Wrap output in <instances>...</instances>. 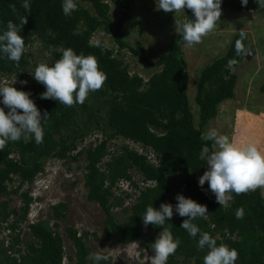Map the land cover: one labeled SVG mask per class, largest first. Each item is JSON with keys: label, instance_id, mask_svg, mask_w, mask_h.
<instances>
[{"label": "trees", "instance_id": "16d2710c", "mask_svg": "<svg viewBox=\"0 0 264 264\" xmlns=\"http://www.w3.org/2000/svg\"><path fill=\"white\" fill-rule=\"evenodd\" d=\"M94 12L79 3L70 16L62 11L63 0H30L31 13L25 12L23 0H0V33L7 29L9 20L19 24V17L27 16L28 23L22 26L21 35L25 46L34 36H40L52 51V63L60 58L64 49L71 47L77 54H93L99 65L107 73L103 87L92 92L84 104L66 107L54 99H42L46 91L43 84L36 82L29 69L26 51L19 63H15L0 52V73L15 75L18 82L13 86L30 92L31 98L43 114L49 113L44 124L43 143L37 144L34 137L11 142L0 151V235L14 214L10 202L4 198L19 194L21 206L19 215L28 222L34 201L29 191L21 190L24 183H32L45 168V161L54 157L64 162L78 160L83 156L87 197L102 208L104 235L121 245L138 241L152 250L151 245L162 231V227H144L142 216L150 204L159 209L161 203H177V194L192 198L207 205L208 214L193 221L202 232H208L216 239L237 249L236 264H264V195L258 188L247 194L236 195L227 208L221 207L205 182L199 186V177L206 171V161L199 159L203 147L211 149L212 142L202 139V129L216 117L220 104L235 97L238 76L232 66L238 65L243 54L237 55L236 33L226 52L199 70L196 88V102L199 106V127L195 125L188 96L189 73L185 68L184 41L176 34L170 41L169 49L160 52L154 61L145 56L142 59L160 67L148 79L133 74L114 51L101 43L94 47L92 38L98 29L114 37L120 50L136 52L124 36V26L130 20L134 0H82ZM121 11V16L113 23L110 5ZM16 5L13 13L9 5ZM222 7L233 11L264 12L255 0H248L242 6L241 0H222ZM191 10L186 9L185 20H192ZM78 32L79 35H73ZM246 34V33H245ZM245 48L246 39L243 41ZM230 60L236 63L229 65ZM49 64V65H51ZM27 81L21 84L20 81ZM264 91V83L261 85ZM7 111V108H5ZM95 129L102 132V139L95 145L85 146L86 137ZM116 138L134 141L152 154L136 150L123 144L114 149L111 142ZM151 158H155L152 161ZM105 165V167H103ZM134 172L150 182L138 187ZM15 180L20 183L13 187ZM120 181H128L139 188L136 201L124 206L122 198L115 194ZM179 191V193H175ZM127 197L130 194H126ZM124 206L126 219L118 220L115 207ZM244 209V218H236V210ZM68 205L58 202L51 206L55 222L28 223L31 239L24 240L23 248L16 242L6 243L0 238V264H95L91 259L88 238L96 233L69 227L68 236L74 245V254L66 255L63 237L59 232L60 220L66 218ZM186 217L174 213L163 227L170 228L174 238L181 243L166 264H204L203 257L208 249L200 250L197 239L192 238L180 227ZM19 244V245H18ZM153 251V250H152ZM112 258L100 264H111ZM130 264H143L135 261Z\"/></svg>", "mask_w": 264, "mask_h": 264}, {"label": "rangeland", "instance_id": "374dc122", "mask_svg": "<svg viewBox=\"0 0 264 264\" xmlns=\"http://www.w3.org/2000/svg\"><path fill=\"white\" fill-rule=\"evenodd\" d=\"M79 3L94 12L88 3L82 0H79ZM157 6L158 0H134L132 3L131 17L125 24L123 32L125 39L134 46L136 52L130 49L120 50L114 37L103 29H98L94 33L92 42L99 40L123 60L131 73L148 79L160 67L144 61L142 56L149 61L156 60L160 52H166L169 49L171 39L177 34L175 13L157 10ZM110 16L113 23H116L121 16L120 9L112 3ZM185 17L186 9L184 14H177V18L182 22L185 21ZM241 31L247 34V45L242 61L232 66L238 76L235 97L220 104L216 117L203 127L202 132L204 135L209 129L215 128L237 144L256 143L259 149L264 151V91L261 90V85L264 83V12L233 11L222 7L218 26L203 37L201 43L191 47L184 44L185 68L189 73L188 96L195 125L199 127V106L195 99L199 70L224 54L234 35ZM54 49L52 46H47L42 37L34 36L26 48L30 72H34L40 63L51 64ZM14 78L17 83L18 79L15 75L6 76L0 73V86L11 84ZM0 107H3L2 96H0ZM102 137V132L95 129L86 137L84 145H95ZM123 144L146 152L152 157V154L141 144L125 138L114 139L111 142V148L114 149ZM151 159L155 161V158ZM84 163L83 156H79L78 160L70 159L69 162L54 157L47 158L44 170L38 174L34 182L24 183L21 188V190L29 191L34 198L28 222L22 220L19 215L20 195L10 194L4 197L10 202L14 214L3 229L0 238L9 243L12 240L16 242V238L19 237L18 247L23 248L24 240L31 239L27 224L47 221L53 225L55 219L51 206L58 202H65L68 205L66 218L60 220L58 229L63 237L66 255L74 254V245L67 231L69 227H72L79 233L84 231L96 233L97 236L91 234L88 238L91 253L103 249L104 253L112 258L111 264H130L135 261L149 264V257L154 255V252L144 244L135 241L121 245L105 237L103 231L105 214L98 203L87 197ZM134 178L138 187L150 184L143 181V177L137 172H134ZM19 183L15 180L12 186L15 187ZM138 187L128 181H120L115 194L123 199L124 206H130L136 201ZM259 189L264 195V188ZM126 194L130 196L127 197ZM124 206L114 208L121 222L127 217ZM65 261L70 264L68 259Z\"/></svg>", "mask_w": 264, "mask_h": 264}, {"label": "clouds", "instance_id": "9594fccd", "mask_svg": "<svg viewBox=\"0 0 264 264\" xmlns=\"http://www.w3.org/2000/svg\"><path fill=\"white\" fill-rule=\"evenodd\" d=\"M264 7V0H255ZM242 6H247L248 0H241ZM222 0H158L157 10L165 13H175V31L186 46L191 47L202 42L220 22L222 15ZM10 9L16 13V5L10 4ZM22 7L25 12L31 13L30 0H23ZM76 0H63L62 11L67 17L77 10ZM185 9L191 10L194 19L181 21L177 14H184ZM28 23L27 16L19 17V24L9 20L7 29L0 33V52L15 63H19L26 51L25 38L20 34L22 26ZM73 35H79L73 32ZM246 34L241 31L240 38L236 41V53H245L243 41ZM94 47H101L99 40ZM236 63L230 60L229 65ZM36 82L45 86L46 91L40 94L42 99H54L66 107L76 104H84L87 97L100 90L107 80V73L99 65L98 58L93 54H77L71 47L63 50L62 55L53 64L40 63L31 73ZM11 84L0 86L3 107H0V151L9 141L16 142L23 139L25 142L34 137L37 144L43 143L45 129L44 124L49 118V113L43 114L31 98L30 92L17 89ZM27 84V81H20ZM7 108V111H5ZM203 140L211 141V149L208 146L202 148L199 159L206 161V171L199 177V186L203 188L205 182L208 189L214 194L216 202L224 208L230 206L233 201V193L236 195L247 194L258 188H264V151H261L256 143L245 145L237 144L230 140L229 136L219 133L215 128L209 129L203 136ZM177 203H161L159 209L152 204L147 206L142 216L143 225L162 227L151 248L154 255L149 257V264H166L171 255H174L181 241L174 238L170 228L163 227L166 221H170L174 213L186 217L180 225L181 228L194 239L200 250L208 249L203 257L204 264H236L239 258L237 249L230 248L226 244L217 245V241L208 232H202L193 223L197 218H203L208 214L207 205L196 202L192 198L177 194ZM236 218H244V209L236 210ZM95 264L109 260V256L103 249L91 254Z\"/></svg>", "mask_w": 264, "mask_h": 264}]
</instances>
